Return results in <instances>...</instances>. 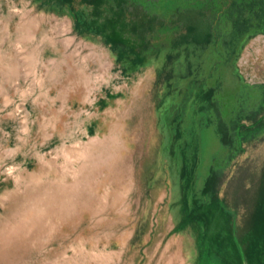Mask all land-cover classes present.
<instances>
[{
    "label": "rangeland",
    "instance_id": "374dc122",
    "mask_svg": "<svg viewBox=\"0 0 264 264\" xmlns=\"http://www.w3.org/2000/svg\"><path fill=\"white\" fill-rule=\"evenodd\" d=\"M130 1L165 20L201 7L213 41L171 49L178 30L164 26L142 63L118 61L76 35L66 11L0 0V26L19 20L53 44L28 65L29 96L0 106V264H221L196 256L200 223L182 221L191 201L214 206L227 257L251 264L264 212V9L235 25L228 0ZM208 88L209 102L197 95Z\"/></svg>",
    "mask_w": 264,
    "mask_h": 264
},
{
    "label": "trees",
    "instance_id": "16d2710c",
    "mask_svg": "<svg viewBox=\"0 0 264 264\" xmlns=\"http://www.w3.org/2000/svg\"><path fill=\"white\" fill-rule=\"evenodd\" d=\"M37 8L66 11L71 18L72 31L82 37L100 41L114 54L116 60L132 59L140 64L144 52L148 50L151 37L156 28L177 27L178 32L170 41V48L176 49L183 44L206 46L213 41V25L207 11L201 7L185 6L165 20L156 12H148L130 0H34ZM230 9L227 15L232 24L240 25L246 13L264 9V0H228ZM85 9H81V8ZM209 102L211 89L197 94ZM185 173L182 164L181 173ZM193 167L187 170L191 178ZM180 173V174H181ZM220 213L211 203L189 202L184 208L182 221H198L201 226L197 238V257L213 254L221 264H236L230 260L231 247L223 234L219 222ZM255 245L251 264H264V212L255 228ZM229 252V253H228Z\"/></svg>",
    "mask_w": 264,
    "mask_h": 264
},
{
    "label": "crops",
    "instance_id": "0c3cea01",
    "mask_svg": "<svg viewBox=\"0 0 264 264\" xmlns=\"http://www.w3.org/2000/svg\"><path fill=\"white\" fill-rule=\"evenodd\" d=\"M41 21L44 26L47 23L48 26H51V17L49 20ZM0 22H4V20H0ZM18 23L19 20L16 21L13 31H9L8 26H0V29L4 30V32H0V49H5L0 53V106L10 104L13 100L11 98L17 95L24 98L29 96L30 84L27 80V73L35 72L36 69L28 68V65L33 64L34 59L37 61L38 54H41L43 50L53 46L52 41H40L39 32L34 30L35 28L20 27L17 25ZM40 29H42V33L43 31L47 32L42 27ZM48 34V37H52L51 28H49ZM23 65L26 66L23 67ZM24 100L20 103L22 106Z\"/></svg>",
    "mask_w": 264,
    "mask_h": 264
},
{
    "label": "bare ground",
    "instance_id": "6f19581e",
    "mask_svg": "<svg viewBox=\"0 0 264 264\" xmlns=\"http://www.w3.org/2000/svg\"><path fill=\"white\" fill-rule=\"evenodd\" d=\"M186 248L188 249V244H187V247H186ZM186 248H185V249H186ZM187 249H186V250H187ZM183 250H184V249H183ZM186 250H185V252L183 253L184 255H185V253H186ZM187 252H188V250H187ZM175 253L177 254V251L174 252V254H175ZM176 254H175V255H176ZM186 255H188V254L186 253ZM186 255H185V257H186ZM183 257H184V256H183ZM171 258H172V257H171ZM171 260H172V259H171Z\"/></svg>",
    "mask_w": 264,
    "mask_h": 264
}]
</instances>
